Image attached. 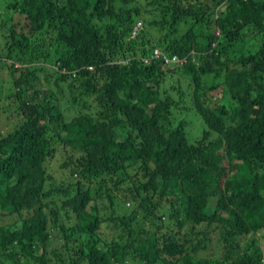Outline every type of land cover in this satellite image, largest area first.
Listing matches in <instances>:
<instances>
[{
    "label": "trees",
    "instance_id": "obj_1",
    "mask_svg": "<svg viewBox=\"0 0 264 264\" xmlns=\"http://www.w3.org/2000/svg\"><path fill=\"white\" fill-rule=\"evenodd\" d=\"M0 264H264V0H0Z\"/></svg>",
    "mask_w": 264,
    "mask_h": 264
},
{
    "label": "built area",
    "instance_id": "obj_2",
    "mask_svg": "<svg viewBox=\"0 0 264 264\" xmlns=\"http://www.w3.org/2000/svg\"><path fill=\"white\" fill-rule=\"evenodd\" d=\"M161 54L158 50H154V56L155 57H159Z\"/></svg>",
    "mask_w": 264,
    "mask_h": 264
},
{
    "label": "rangeland",
    "instance_id": "obj_3",
    "mask_svg": "<svg viewBox=\"0 0 264 264\" xmlns=\"http://www.w3.org/2000/svg\"><path fill=\"white\" fill-rule=\"evenodd\" d=\"M4 75H5V74H4ZM198 125H199L198 122H194V125H193V126H194V130H196V127H198ZM196 131H197V130H196Z\"/></svg>",
    "mask_w": 264,
    "mask_h": 264
}]
</instances>
